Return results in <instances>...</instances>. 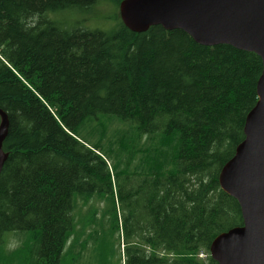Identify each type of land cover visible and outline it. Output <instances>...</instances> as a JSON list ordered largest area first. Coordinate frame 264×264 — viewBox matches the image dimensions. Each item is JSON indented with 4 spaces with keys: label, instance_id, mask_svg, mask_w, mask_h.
Returning <instances> with one entry per match:
<instances>
[{
    "label": "trees",
    "instance_id": "16d2710c",
    "mask_svg": "<svg viewBox=\"0 0 264 264\" xmlns=\"http://www.w3.org/2000/svg\"><path fill=\"white\" fill-rule=\"evenodd\" d=\"M123 1L0 0V264H218L211 244L243 226L219 178L262 59L134 33ZM104 5L111 30L50 18Z\"/></svg>",
    "mask_w": 264,
    "mask_h": 264
},
{
    "label": "water",
    "instance_id": "95a60500",
    "mask_svg": "<svg viewBox=\"0 0 264 264\" xmlns=\"http://www.w3.org/2000/svg\"><path fill=\"white\" fill-rule=\"evenodd\" d=\"M119 11L134 33L154 26L182 30L200 45H231L262 59L259 101L247 116L244 141L219 178L221 188L239 202L244 223L219 235L210 254L218 264H264V0H124ZM0 117L1 173L9 117L2 109Z\"/></svg>",
    "mask_w": 264,
    "mask_h": 264
},
{
    "label": "rangeland",
    "instance_id": "374dc122",
    "mask_svg": "<svg viewBox=\"0 0 264 264\" xmlns=\"http://www.w3.org/2000/svg\"><path fill=\"white\" fill-rule=\"evenodd\" d=\"M116 10L113 6L104 5L99 8H95L91 13H82L79 11H63L58 13H53L50 18L59 22H64L68 27H71L75 22H80L82 25L88 29H103L111 30L115 27L116 21L114 16ZM14 244V240H12ZM121 250L123 246L121 244Z\"/></svg>",
    "mask_w": 264,
    "mask_h": 264
}]
</instances>
